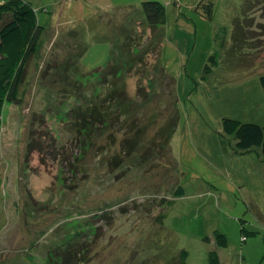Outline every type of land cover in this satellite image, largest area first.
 <instances>
[{
	"label": "rangeland",
	"instance_id": "1",
	"mask_svg": "<svg viewBox=\"0 0 264 264\" xmlns=\"http://www.w3.org/2000/svg\"><path fill=\"white\" fill-rule=\"evenodd\" d=\"M23 1L46 32L22 101L0 111V264H52L71 242L86 248L82 264H179L182 250L185 264L212 251L220 264H264V156L236 152L221 126L264 125V0H157L154 31L146 0ZM110 54L114 85L101 69ZM114 89L135 112L81 132L82 104Z\"/></svg>",
	"mask_w": 264,
	"mask_h": 264
},
{
	"label": "trees",
	"instance_id": "2",
	"mask_svg": "<svg viewBox=\"0 0 264 264\" xmlns=\"http://www.w3.org/2000/svg\"><path fill=\"white\" fill-rule=\"evenodd\" d=\"M202 9L204 10L205 18L210 19L212 13L211 4L202 6ZM140 13L144 25L152 31L165 22V6L157 0L144 1L141 5ZM45 32L46 27L38 23L36 12L30 3L23 0H0V111L5 102L19 104L22 101V88L26 81L28 66L30 61L38 55ZM130 34L125 35V40L129 38ZM124 45L126 46L127 42ZM115 48L117 50L120 47L115 46ZM112 57L113 55L111 54L108 56L105 65L101 69H106L105 77L112 78L111 84L114 85L119 69L116 66L117 60H113ZM161 61L162 59H160L161 66L156 65L154 71L157 74L161 72L167 78L170 75L166 73ZM208 61L211 66L216 63L213 56H210ZM129 66H133V63H129ZM209 69L211 68L207 64L204 68L205 76H207ZM171 80L173 81L175 93V81L172 77ZM259 83L264 93V74L259 77ZM75 85L78 86L76 82ZM99 102L100 105H103V102H107L108 106L114 104L116 109L111 110L110 106L109 110L106 111L105 109L101 112L98 107L100 105L95 101L92 103L85 101L82 104L84 109L78 112V115L76 114L77 120L81 122V132L84 130L88 131L90 127L91 129H105L107 126H112L113 121L118 119L117 117L115 118L117 112L118 115L123 113L132 115L135 112L133 102L126 96L124 90L118 93L116 89L111 90L105 99ZM176 106L175 101V118L172 119V122L166 124L169 129L166 134L167 143L170 142V136L178 122ZM96 124H98V127ZM132 126L133 128H131ZM135 126L136 124L132 122L130 125L132 131ZM221 126L223 134L234 139L236 152L245 153L258 149L264 156V125L243 123L238 120L223 118ZM182 192V188L178 187L175 190V195H181ZM164 218H166V215L159 214L156 221L162 223ZM214 237L219 248L227 246V239L223 233L215 231ZM205 240H208V238H205ZM75 244L74 242L69 243L67 245L68 249L60 255L61 258L57 257L52 264H82V257L86 248L82 246L78 248ZM49 258L52 259L51 256ZM186 258L187 252L182 250L179 254V264H185ZM208 261L209 264H220L216 251L209 252Z\"/></svg>",
	"mask_w": 264,
	"mask_h": 264
}]
</instances>
